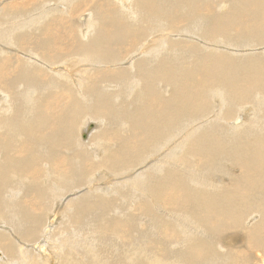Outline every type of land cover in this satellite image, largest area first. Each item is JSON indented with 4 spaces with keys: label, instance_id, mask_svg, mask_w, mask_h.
I'll list each match as a JSON object with an SVG mask.
<instances>
[{
    "label": "bare ground",
    "instance_id": "bare-ground-1",
    "mask_svg": "<svg viewBox=\"0 0 264 264\" xmlns=\"http://www.w3.org/2000/svg\"><path fill=\"white\" fill-rule=\"evenodd\" d=\"M75 1L0 8V264H264V0H99L84 25L54 17ZM170 20L184 24L168 36ZM100 169L114 189L90 186ZM41 238L60 251L40 256Z\"/></svg>",
    "mask_w": 264,
    "mask_h": 264
},
{
    "label": "rangeland",
    "instance_id": "rangeland-1",
    "mask_svg": "<svg viewBox=\"0 0 264 264\" xmlns=\"http://www.w3.org/2000/svg\"><path fill=\"white\" fill-rule=\"evenodd\" d=\"M22 0H0V8L2 7V8H6V6L7 7H10L11 5H14V4H18L19 2H21ZM80 1V2H79ZM109 1V0H108ZM35 2V1H34ZM79 2V3H78ZM99 2V0H76L74 3H73V5L72 6H70V8L68 9V11H66L65 13H62L61 15L60 14H57V15H55L54 17H57V16H61V17H63V16H65L64 18H66V22H67V24H80V25H84V23H86V21H88V15L90 14V12H92V10L94 9V7H95V4H97ZM117 2H119V1H117ZM56 3H60V1H56ZM79 5H78V4ZM87 4V5H86ZM61 5H62V2H61ZM76 7H75V6ZM81 5V6H80ZM33 6V5H32ZM80 6V7H79ZM34 7V6H33ZM74 7V8H73ZM79 7V8H78ZM78 8V9H77ZM77 9V10H76ZM16 10V9H15ZM95 11V10H94ZM98 12V11H97ZM213 13V11L212 10H210V11H204L203 13L204 14H209V13ZM96 14H98V13H95V15ZM173 14V13H172ZM100 15V14H99ZM99 15H97V16H99ZM103 16V17H102ZM106 16V17H105ZM86 17V19L84 20V18ZM100 17V19L102 18H104V19H106L107 18V14L106 15H100L99 16ZM81 20V21H80ZM106 21V20H105ZM170 21H173V20H170ZM174 21H176V20H174ZM174 21L172 22V23H170V25L171 24H173V25H169V27L165 30L167 33V35L169 36V32L171 31V29L173 30V28H171V27H174V30L173 31H175V33L177 32V30H178V27L179 26H181V25H183L184 23H180L179 25H177V22L178 21H176L175 23H174ZM184 22H185V20H184ZM70 28V25L67 27L66 26V30H68ZM164 31V32H165ZM74 35V34H73ZM75 36V35H74ZM70 37H71V35H70ZM147 41L148 40H146L145 42L147 43ZM144 42V43H145ZM143 43V44H144ZM181 46H182V44H181ZM211 46H215V43H211ZM183 47V46H182ZM140 49H141V44H138L137 45V50L139 51V53H141L140 52ZM11 54L13 55L14 54V52H11ZM127 54H125L124 56H126ZM70 59H72V58H70ZM70 59H67L66 60V64L70 61ZM127 59V58H126ZM69 63H71V64H69L68 66H73V67H78L79 66V64L76 62V63H74V62H69ZM116 69H117V67L116 68H113L112 70H110V74L111 75H107V76H113L115 73H116ZM73 70H71L70 71V74H73ZM66 83H69V82H66ZM113 88H114V86H113ZM70 88L68 89L67 88V92H66V99H67V101L69 102L70 101V97H71V95H70ZM115 95H117V91H116V94ZM217 102V97L216 98H214V99H211V103H216ZM248 107H246V106H244V109H240L241 111L240 112H244L243 110H245V109H247ZM239 116V115H238ZM238 116L236 117V118H234L233 117V119H231V121H233L234 123H235V120H237V118H238ZM209 116H207L206 118H208ZM239 117H241V116H239ZM201 119H202V117H201ZM90 120V121H89ZM89 120H86L85 121V124H84V126L82 127V133H81V131H79V128H78V132H80V134H79V138H78V140L82 143V144H86L87 142H88V140L90 141V136L92 135V134H94V133H96L97 132V130H98V127H97V129L94 131V129H95V126H96V124H97V121L96 120H94V119H89ZM240 122H242V121H240ZM90 124H93V127H90L89 128V126H90ZM98 125V124H97ZM86 129V130H85ZM89 131H93L92 132V134L88 137V135L86 136V134L85 133H89ZM84 134H85V136L86 137H84ZM82 138L83 139H87L86 141H83L82 140ZM83 142H82V141ZM94 142H96V140H92V143H94ZM67 155H69L68 153H66V156ZM93 158H95V160H93V162H95V163H97V164H100V163H102V162H104L105 160H108L109 158H108V156L107 155H101L100 157H97L96 155H93ZM135 167V168H134ZM129 168V167H128ZM133 168V169H132ZM131 170V171H130ZM134 170V171H133ZM143 170V168L141 167V166H138V167H136V166H131L130 167V169L126 172V174L128 175V174H130L131 176H135V174H137V172L138 173H140L141 171ZM100 173V174H99ZM111 173V174H110ZM114 173L115 172H113V171H110L109 172V170H106V171H103L102 169H100L99 171H94V172H91L90 174H88V181L90 182L91 181V184H90V186H92L93 188H96V189H100L99 191H101V189H105L106 187H108L109 186V188L111 189V187L114 189L115 188V186H117L116 184H114V182H111L110 180H113V176H114ZM96 174H98V175H96ZM113 175V176H112ZM126 175V176H127ZM94 176V177H93ZM95 176H96V178H95ZM129 176V175H128ZM90 177H92V178H90ZM99 177V178H98ZM118 177V179L116 178L115 180H116V182H118V181H120V180H123V179H121V178H119V176H117ZM110 178V179H109ZM88 182V183H89ZM95 182V183H94ZM112 183V184H111ZM99 185V186H98ZM89 186V187H90ZM98 186V187H97ZM111 186V187H110ZM154 191H156V192H160L159 191V189H154ZM75 192H69L68 193V191H66V194H65V200H61L60 201V203H59V205H61L62 203H64V202H66V200L67 199H69V197L71 198L73 195L72 194H74ZM159 195L160 196H162V194H161V192L159 193ZM159 195L157 196V197H155V198H153L152 199V201H148V206L146 207V208H148L149 206V211H150V213H151V211L153 212V213H151V215H152V218H153V221H155V223H154V225H153V228H154V234H155V232H158L159 234H161V232H162V228L160 227L161 225H160V223H159V220L157 219L158 218V216H160V214L162 215L163 213H162V211H163V209H164V206H166L165 205V203L164 202H159V201H157V199L156 198H159ZM147 197V195L146 194H144V193H142V197ZM59 199V198H58ZM125 201L124 202H127V205H126V207L130 210V205L132 204L131 202H134V200L132 199V198H130V200L129 199H124ZM156 200V201H155ZM55 202H57V200H55ZM54 202V203H55ZM147 202V201H146ZM154 202V203H153ZM152 204V205H151ZM157 204H158V206H157ZM63 205V204H62ZM133 205V204H132ZM131 205V206H132ZM56 205H54V207H55ZM152 206V207H151ZM133 207H134V205H133ZM152 208V210H150ZM61 208H59V210H60ZM127 209V210H128ZM158 209H160V210H158ZM56 210V209H55ZM58 210V211H59ZM126 209H124L123 208V210H121V209H119V211H127ZM157 210V211H156ZM168 210H172L171 208H169ZM56 212V216L54 215V217H56L57 219H59L60 217H59V213H61V212ZM54 212V211H53ZM132 212H134V213H137L139 216L140 215H142V210H141V212H139V211H133L132 210ZM155 213V214H154ZM158 213V214H157ZM157 214V215H156ZM156 215V216H155ZM52 215H50V217H51ZM53 217V216H52ZM141 218V217H140ZM56 219V224L58 223V220ZM142 220V219H141ZM54 222V221H53ZM53 222H52V224H53ZM48 223V221H44L40 226H39V228L41 229V230H43V228L44 227H46V224ZM144 221H140V219H139V227H141L142 228V226H147V224L145 223ZM56 224H53V225H56ZM142 226H141V225ZM245 224L246 225H250V222L249 221H246L245 222ZM156 225V226H155ZM103 226L105 227V229L106 230H108V229H110V227H109V224L108 223H103ZM116 227H117V229H115L114 230V232H115V234H118V237H117V239L118 240H122L123 242H127L128 241V238H127V229H128V227H127V225H122V224H120V223H117V225H116ZM144 228H146L145 230H144ZM149 229V227H143L142 229H140V230H138V232H142V233H144V234H147L145 231H147ZM155 229H157V230H155ZM160 229V230H159ZM159 230V231H158ZM144 231V232H143ZM151 232H152V230H150ZM161 231V232H160ZM231 235H237V234H231ZM42 240V238L41 239H38V240H34V241H31V242H29V247L32 249V250H34V251H38V243H40V241ZM51 240H47V241H45L44 242V244H43V247L41 248V250H40V252L39 253H41V255L40 256H42V255H44V251H52L53 252V255L55 254H57L58 253V251H60V250H58L59 248L58 247H52L51 246ZM229 244V243H228ZM148 245L149 246H152V245H154L152 242L151 243H148ZM229 245H235V244H229ZM45 247V248H44ZM58 248V249H57ZM0 254H2V257L0 256V259H3L4 258V256H5V253H4V251H2V250H0ZM49 254V253H48ZM47 255V254H46ZM50 255V254H49ZM48 256V255H47ZM51 256V255H50Z\"/></svg>",
    "mask_w": 264,
    "mask_h": 264
},
{
    "label": "water",
    "instance_id": "water-1",
    "mask_svg": "<svg viewBox=\"0 0 264 264\" xmlns=\"http://www.w3.org/2000/svg\"><path fill=\"white\" fill-rule=\"evenodd\" d=\"M90 127H93V124H90L89 128ZM85 134H86V136L88 135V133H85ZM85 134H84V137H86Z\"/></svg>",
    "mask_w": 264,
    "mask_h": 264
}]
</instances>
